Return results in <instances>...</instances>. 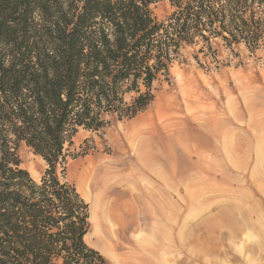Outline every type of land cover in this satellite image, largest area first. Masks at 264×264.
Here are the masks:
<instances>
[{
	"label": "trees",
	"instance_id": "trees-1",
	"mask_svg": "<svg viewBox=\"0 0 264 264\" xmlns=\"http://www.w3.org/2000/svg\"><path fill=\"white\" fill-rule=\"evenodd\" d=\"M161 1L172 13L158 21ZM214 40L263 48L264 0H0V264H105L85 241L90 205L58 168L80 129L136 118L182 50L216 59ZM22 144L47 164L40 182Z\"/></svg>",
	"mask_w": 264,
	"mask_h": 264
},
{
	"label": "rangeland",
	"instance_id": "rangeland-1",
	"mask_svg": "<svg viewBox=\"0 0 264 264\" xmlns=\"http://www.w3.org/2000/svg\"><path fill=\"white\" fill-rule=\"evenodd\" d=\"M151 9L158 21L172 13L168 1ZM212 46L216 59L199 53L202 44L185 47L136 118L109 116L100 132L80 129L64 176L58 168L90 205L85 241L105 264H264V46ZM19 156L40 182L45 161L25 144ZM78 167L90 170L85 187ZM97 201L101 214H118L102 232L115 258L98 242ZM163 211L164 220L154 218Z\"/></svg>",
	"mask_w": 264,
	"mask_h": 264
},
{
	"label": "bare ground",
	"instance_id": "bare-ground-1",
	"mask_svg": "<svg viewBox=\"0 0 264 264\" xmlns=\"http://www.w3.org/2000/svg\"><path fill=\"white\" fill-rule=\"evenodd\" d=\"M145 118H143L142 119V121L144 120ZM141 122V121H140ZM89 175H90V170H89V168L87 169L86 167H83L82 169H81V167H78L77 168V173L75 174V177H76V179H77V181L80 183V185L82 186V187H85V183L87 182V180L89 179ZM113 183V182H112ZM154 189V188H153ZM154 191V190H153ZM157 193V192H156ZM98 202L99 201H97L96 202V206L95 207H97V208H95V213H94V217L96 218L95 219V228H96V230L98 231V232H101V237L98 239V242L101 244V246L105 249V250H107V251H109V253L115 258V252H114V246L112 245V243H111V241H109V239L106 237V236H103V233L105 232V231H107L106 230V226L108 227H110V224H111V222H117L118 220H117V218L116 217H118V214H116L115 212H114V210H104V211H102V214H101V210H99L98 211ZM100 203V202H99ZM164 214H165V212L163 211V214L162 215H160V213L159 214H153L154 215V218H158V217H160V218H162V220H164L165 219V217H164ZM247 215V214H246ZM235 216V215H234ZM99 217H101L104 221H105V224L103 223H98V219H99ZM236 219V218H235ZM247 219H248V216H247ZM247 219L245 218V221H247ZM236 221V220H235ZM242 222L243 221H241V223H240V221H239V223L237 224V228H238V230L239 229H241L243 226H242ZM245 227V226H244ZM111 228V227H110ZM161 228H162V231H163V229H164V226L163 225H161ZM103 232V233H102ZM193 232L196 234V233H199L200 232V228H199V226H195L194 227V230H193ZM192 232V233H193ZM236 232V234L238 233L237 231H235ZM166 233V232H165ZM165 233H164V231L162 232V238L164 239V237H165ZM179 233H180V231H179ZM240 234V233H239ZM162 239V240H163ZM196 239V238H195ZM196 241H198V240H196ZM163 247V246H162ZM135 251V250H134ZM118 261H119V263L121 262V263H125V261L127 262V259H123V258H119L118 259Z\"/></svg>",
	"mask_w": 264,
	"mask_h": 264
}]
</instances>
